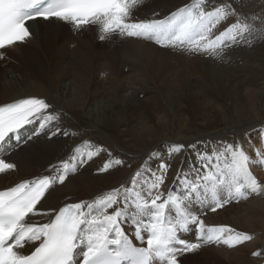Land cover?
Returning <instances> with one entry per match:
<instances>
[{
  "label": "bare ground",
  "instance_id": "obj_1",
  "mask_svg": "<svg viewBox=\"0 0 264 264\" xmlns=\"http://www.w3.org/2000/svg\"><path fill=\"white\" fill-rule=\"evenodd\" d=\"M243 1L227 0L241 19H245L247 11ZM191 2L144 0L133 9L131 19L135 22L150 18L153 13L163 18ZM248 6L251 11L255 3ZM29 25L32 36L25 43L3 50L0 105L29 96L44 98L60 116L53 123L74 135L61 133L51 140L41 135L24 143L39 122L25 126L19 132L20 142L9 140L12 147L0 156L17 165L14 172L0 174V190L49 174V166L70 159L76 147L86 153L90 149L82 141L106 151L70 174L65 185L57 186L48 199L49 205L91 200L117 186L131 187V176L141 166L158 172L160 161L169 165L163 186L165 195L167 190L179 193L183 191L182 184L173 188L178 173L183 172L181 180L194 179L190 169L196 153L188 147L191 144L197 151L211 155L217 142L238 143L250 158L257 159V151L264 144V121L256 119L264 114V44L256 35L248 36L252 45L247 54L240 49V40L230 47L236 49L234 54L212 57L118 34L100 41L101 32L95 24L79 31L55 19H37ZM247 105L255 108L238 112ZM236 112L240 113L238 117ZM229 117L237 124L252 123L240 128L234 124L235 128L230 129L226 125ZM179 122L183 124L181 129ZM208 127L219 129L207 136L202 130ZM227 130L233 132L218 136L219 131ZM179 144L184 149L173 152L172 146ZM91 150L95 151V147ZM116 158L125 164L108 172L97 171ZM250 171L264 181V165L253 164ZM145 179L150 177L146 174ZM249 196L248 200L234 199L216 212L206 209L203 214L199 211L201 205L193 202L190 211L199 215L206 226H227L253 239L234 247L201 244L196 251L183 255L190 257H180V264H264V193ZM134 199L135 191L130 194V200ZM170 212L174 216L176 209L170 207ZM196 237L192 225L181 235L193 243L198 242ZM28 250L26 246L25 252ZM253 252L262 255L253 256Z\"/></svg>",
  "mask_w": 264,
  "mask_h": 264
},
{
  "label": "snow or ice",
  "instance_id": "obj_2",
  "mask_svg": "<svg viewBox=\"0 0 264 264\" xmlns=\"http://www.w3.org/2000/svg\"><path fill=\"white\" fill-rule=\"evenodd\" d=\"M143 2L0 0V59L5 56L3 50L25 43L32 36L29 22L37 19L65 22L74 31L98 25L100 41L118 34L212 57H220L240 40L247 42L255 31L227 0H219L218 5L212 0H192L163 18L153 13L150 18L132 22L133 9ZM59 120L55 109L43 98L26 97L0 105V156L12 147L8 141L13 136L37 121L38 128L24 143L41 135L49 140L61 133L74 135L53 123ZM82 143H88L90 150L86 153L76 147L70 159L50 165L46 170L49 174L0 190V264H180V257L196 251L201 244L234 247L253 239L227 226H206L190 206L198 202L201 214L206 209L216 212L234 199L264 193V181L250 171L253 164L264 165V144L255 160L238 143L217 142L211 155L197 151L195 144L189 145L196 153L190 169L194 179L181 180L183 172L178 173L173 188L182 184L183 191L179 193L167 190L165 195L163 186L169 165L160 161L158 172L141 166L131 176V187L117 186L91 200L49 205L48 199L57 186L65 185L70 174L106 151L92 143ZM184 147L173 145L172 151L180 152ZM220 148L222 151L217 150ZM124 164L119 158L109 159L97 171L108 172ZM16 169L15 163L0 158V174ZM146 174L150 179H145ZM134 191L135 199L130 200ZM170 207L176 209L174 216ZM190 225L195 227L198 242L181 238Z\"/></svg>",
  "mask_w": 264,
  "mask_h": 264
},
{
  "label": "rangeland",
  "instance_id": "obj_3",
  "mask_svg": "<svg viewBox=\"0 0 264 264\" xmlns=\"http://www.w3.org/2000/svg\"><path fill=\"white\" fill-rule=\"evenodd\" d=\"M212 2L214 3V4H216V5H218V3H219V0H212ZM243 6H244V9H246L247 11H245V13H244V17H245V20H246V22L247 23H249V24H255L254 25V27H257V29H255L254 27V29H255V31L253 32V34H252V38L256 35V39L257 40H259V41H261L263 44H264V0H244L243 1ZM253 3H255V6H254V8H253V10H251V11H248L249 10V6L248 5H251V4H253ZM244 45H246V46H244ZM251 45H252V42L249 40V38L247 37V42H245L244 40H243V42H242V44H241V48L240 49H242V50H244L243 51V53H248L249 52V50H250V47H251ZM248 46V47H247ZM245 48H247V49H245ZM236 51V49L234 48H229V50L228 49H226L225 50V52L223 53V54H226V53H230V54H234V52ZM232 52V53H231ZM248 60H249V58H248ZM250 65H251V63H250ZM257 105H258V102L256 103ZM256 105V106H257ZM255 108V105H251V106H249V105H247V106H244V107H242L238 112H245V113H247V112H250V111H252L253 109ZM238 112H236L235 113V116H239V114L240 113H238ZM257 119V121H264V114H263V116H259L258 118H256ZM255 119V120H256ZM228 120H230V121H228L227 123H226V125H229L228 127L231 129L232 127H234V126H236V125H234V124H237V121L236 122H234L235 120H233V117H229V119ZM247 122V123H246ZM180 123V122H179ZM252 122L251 121H245V122H243V123H241V124H237V127L238 128H240L242 125H248V124H251ZM262 125V124H261ZM181 126H183V124L182 123H180V127H179V129H181ZM235 128V127H234ZM218 129L219 128H213V127H208V128H205V129H203L202 131L205 133V134H207V136H211V135H209V134H211V133H213V132H217L218 131ZM181 131V130H180ZM221 132V133H220ZM233 132V130H227V131H219L218 132V136H222V135H229V134H231ZM220 134V135H219ZM206 138H208V139H213L212 137H206ZM107 143H109L108 141H106ZM110 144V143H109ZM212 151V150H211ZM135 157V156H134ZM133 157V158H134ZM137 165V164H136ZM119 185V184H118ZM249 197L250 196H248V198L246 199V200H248L249 199ZM227 205H229V203L227 204ZM227 205H225V206H227ZM190 255V254H189ZM189 255H187V256H183V257H190Z\"/></svg>",
  "mask_w": 264,
  "mask_h": 264
}]
</instances>
